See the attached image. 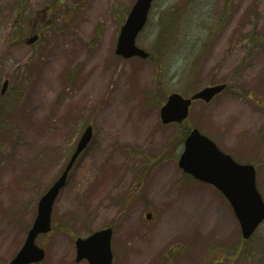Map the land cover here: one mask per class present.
<instances>
[{
    "label": "rangeland",
    "instance_id": "obj_1",
    "mask_svg": "<svg viewBox=\"0 0 264 264\" xmlns=\"http://www.w3.org/2000/svg\"><path fill=\"white\" fill-rule=\"evenodd\" d=\"M134 2L62 0L54 11L49 0H0V74L10 81L0 99V264L84 125L93 140L54 204L55 229L38 239L40 264H87L75 263L71 236L109 225L115 264H264V224L242 242L225 198L177 166L184 132L198 128L237 161H255L264 199V0H155L136 41L152 60H123L114 48ZM23 18L54 28L21 45ZM221 83L182 125H161L167 95Z\"/></svg>",
    "mask_w": 264,
    "mask_h": 264
},
{
    "label": "water",
    "instance_id": "obj_2",
    "mask_svg": "<svg viewBox=\"0 0 264 264\" xmlns=\"http://www.w3.org/2000/svg\"><path fill=\"white\" fill-rule=\"evenodd\" d=\"M151 1H136L121 29L116 54L126 58L131 56L147 57L145 52L135 47L134 39L146 21ZM223 88L224 85L207 87L194 94L190 99L183 98L176 93L171 94L160 111L162 122L164 124L181 123L188 115V108L192 100L202 99L209 102ZM90 136V128H88L79 143L77 152L86 145ZM178 165L185 173L213 185L226 197L240 224L241 235L244 239H248L264 220V202L255 186L254 167L235 163L229 156L222 154L215 144L201 135L197 129H194L185 139L184 150ZM64 177L65 175L41 200L39 217L30 232V244H27L11 264H27L42 258V251L33 246L34 235L48 230L51 204L59 187L64 182ZM110 236L111 230L108 229L94 234L84 243L79 242L82 252L78 254L77 259L86 257L90 264H109L111 259Z\"/></svg>",
    "mask_w": 264,
    "mask_h": 264
},
{
    "label": "bare ground",
    "instance_id": "obj_3",
    "mask_svg": "<svg viewBox=\"0 0 264 264\" xmlns=\"http://www.w3.org/2000/svg\"><path fill=\"white\" fill-rule=\"evenodd\" d=\"M76 187H74L73 189H72V191L75 189Z\"/></svg>",
    "mask_w": 264,
    "mask_h": 264
}]
</instances>
